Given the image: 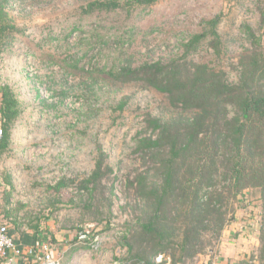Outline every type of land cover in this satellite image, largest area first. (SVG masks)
Returning a JSON list of instances; mask_svg holds the SVG:
<instances>
[{"label": "trees", "instance_id": "16d2710c", "mask_svg": "<svg viewBox=\"0 0 264 264\" xmlns=\"http://www.w3.org/2000/svg\"><path fill=\"white\" fill-rule=\"evenodd\" d=\"M156 1L89 0L82 6L76 22L59 29L48 26L37 39L38 32H33L26 22L31 20L34 10L44 9L43 5H37L39 0H0V58L8 49L15 53L21 49L33 52V46L43 50L57 45L56 52L50 49L45 56L54 62L58 54L62 56L67 65L66 80L71 70L77 74L78 71L93 74L97 68L86 67L84 63L95 56L90 49L95 43L92 36L107 24L94 20L85 23V17L95 13L111 14L121 8L131 13L139 6L144 8ZM261 13L264 25V11ZM223 16L219 13L205 20L201 31L182 42V51L179 48L176 53L150 58L131 55L121 65L108 71L99 70L100 74L108 75L107 83L117 88L135 84L143 90L156 89L164 93L171 111L169 114L147 112L144 130L133 138L132 151L138 153L144 168H137L133 178L128 175L126 179L128 198L132 199H128L127 205L135 219L129 222L126 233L120 238L124 252L114 258L113 264H156L155 258L160 252H167L175 264H188L208 249L206 244L218 241L221 248L225 229L236 219L237 210L249 205L248 198L252 196L261 200L257 226L260 240L253 250L255 253L239 264H264L263 34H257L248 23L241 24L240 32L245 33L250 46L245 47L237 61H231L233 38H225L221 31ZM86 24L90 27L86 28ZM74 32L79 33L76 42L82 49L69 41V35ZM23 37L29 41H24ZM115 40L124 45L121 38ZM104 43L112 44L106 39ZM202 47L211 58L204 60L197 56ZM232 72L237 74L235 79ZM98 82L96 79L87 83V92L100 94L95 88ZM64 88V91H55L61 99L50 100L41 95V103L49 108L63 104V98L75 90L70 85ZM133 99L132 94L124 95L114 110L125 112ZM20 107L11 85L2 84L0 124L4 134L0 139V152L10 144L14 124L22 112ZM107 156L109 154L100 148L95 167L80 181V190L91 194L106 190L103 181L114 172ZM75 181L60 178L48 188L61 190ZM114 188L112 184L113 193ZM22 206L25 205H19L16 210L7 209L0 226L7 225L9 234L22 248L33 247L40 252L47 235L40 219L27 222L24 217L21 221L18 209ZM92 228L81 224L74 240H82L80 234H85L83 242L90 241V245L94 240ZM55 240L53 236L50 239ZM27 257L24 253L20 264Z\"/></svg>", "mask_w": 264, "mask_h": 264}, {"label": "rangeland", "instance_id": "374dc122", "mask_svg": "<svg viewBox=\"0 0 264 264\" xmlns=\"http://www.w3.org/2000/svg\"><path fill=\"white\" fill-rule=\"evenodd\" d=\"M88 1L39 0L37 5H43L41 8L44 9L34 10L31 20L26 23L33 32H38V39L42 37L40 32L48 26L54 25L53 28L59 29L76 22L82 6ZM262 11L264 0H157L147 7L139 6L131 13L126 8L111 14L101 13L100 16L95 13L85 17V23L94 20L106 23L107 27L94 33L95 43L90 49L95 56L83 63L87 64L86 67L94 65L97 69L93 70V74L79 71L77 74L71 70L68 80L67 65L62 56L58 54L55 62L45 56L50 49L56 52L57 45L43 50L33 46V52L6 50L0 58V83L9 84L14 89L20 100L21 115L24 121H28L23 129L26 141L24 139V144L20 143L13 149L8 160L3 155L0 163V176L11 185L10 191L3 192L10 210L24 204L18 209L21 221L24 217L27 222L28 219H40L47 242L64 251L65 264H113L114 258L124 252L119 244L120 238L126 233L129 222L135 219L133 210L127 205L126 179L128 175L133 178L137 168H144L138 153L132 151L133 138L144 130L147 112L169 114L171 111L164 93L156 89L143 90L135 84L117 88L108 84V75L104 72L100 74L99 70L108 71L121 65L131 55L150 58L176 53L179 48L182 51V42H187L193 33L201 31L205 20L219 13L224 15L221 25L224 37L233 38V51L229 57L231 61H237L245 47L250 46L245 33L240 32L241 24L248 23L257 34H263L264 42ZM89 27L90 24H86V28ZM78 35V32L72 33L69 41L74 47L82 49L76 42ZM118 37L124 40V45L117 40L114 42ZM23 39L29 41L28 38ZM105 39L112 44L106 46ZM198 55L204 60L212 57L204 47ZM232 74L235 79L237 74ZM96 79L99 82L95 88L100 94H90L87 85ZM69 85L75 90L63 98V104L49 108L41 103V95L50 100L61 99L60 94L55 95L56 89L61 92ZM129 94L134 95V99L128 109L123 113L114 110L122 97ZM18 136L19 131L16 133ZM100 148L109 154L107 162L113 165L114 172L104 179L107 186L104 192L100 190L91 194L80 190L79 184L95 167ZM9 169H13L16 175L10 174ZM65 177L76 181L69 182L61 190L48 188V185H54ZM112 184L114 193L110 189ZM248 200L249 205L239 208L236 219L225 229L226 239L235 242L231 240V235L237 238L240 230L232 226L234 223L242 228L244 240L254 246L256 239L260 240L257 226L260 223L261 200L255 196ZM81 224L87 229L94 227V240L90 245V241L74 240ZM51 231L62 235V238L57 240ZM52 235L56 239L53 242L50 241ZM206 245L208 249L188 264H197L201 256L212 254V249H215L213 254H220L218 241ZM254 253L252 251L250 256Z\"/></svg>", "mask_w": 264, "mask_h": 264}, {"label": "crops", "instance_id": "0c3cea01", "mask_svg": "<svg viewBox=\"0 0 264 264\" xmlns=\"http://www.w3.org/2000/svg\"><path fill=\"white\" fill-rule=\"evenodd\" d=\"M1 84H5V83L1 82L0 85ZM27 122H26V120L24 121L23 116L20 114L18 119L16 120V122L14 124L13 131H12V137H11V141H10L9 146L5 149L4 152H0V163L2 162V158H3L2 156L3 155L6 156L5 159H7V157H11L12 156L11 153H13V149L17 148V146L20 143L24 144L25 137H24L23 129L26 126L25 124ZM17 131L20 132V136H18V138L16 137ZM20 139H22V140H20ZM25 141H26V139H25ZM21 158H22V156H21ZM9 172H10V174H12L14 176L16 175V173L13 169H9ZM4 190L10 191L11 185L9 183H6L3 180V177L0 176V221L3 217V215L5 214L6 210L10 209V206L7 204L8 199L6 197L3 198ZM11 204L12 205L14 204L13 197H11ZM235 223H237V222H235ZM232 226H234L235 228L240 230L239 231L240 233L239 232L237 233V238H234L235 235H231V240L233 239L235 242L227 241L226 237H228V235H226L227 231H225L224 232V238H223L222 244H221V248L219 249L220 254L219 255H217L216 253L213 254L214 252L212 251V254H210L206 257L201 256V260L199 259L200 261H198L197 264H239L240 260L247 259L250 257V253L255 249V246L257 247V242H259V240L256 239L257 241H256V244L254 246L248 244L244 240V237L241 236V229L242 228L234 225V223ZM242 226L244 227L245 225H242ZM27 230L32 232V229H29L28 227H27ZM52 233L53 232L51 231V234ZM54 235L56 236L57 240H59V238H62V235H60V234L56 233ZM55 236H53V237H55ZM25 248H26L25 251L27 252L28 246H25ZM51 249H52L53 255L60 257L62 260V264H65L64 262H66V261L63 258L64 251H62L60 247H54V246L53 247L51 246ZM27 255H28V257L26 259H23V262H22L23 264H40L35 256L29 255V254H27ZM29 256L31 259L29 258ZM0 264H6L4 258L1 256H0Z\"/></svg>", "mask_w": 264, "mask_h": 264}, {"label": "built area", "instance_id": "2783aa9c", "mask_svg": "<svg viewBox=\"0 0 264 264\" xmlns=\"http://www.w3.org/2000/svg\"><path fill=\"white\" fill-rule=\"evenodd\" d=\"M4 134L2 125L0 124V139ZM85 234H80L83 239ZM22 248L18 245L12 235L9 234L8 226L3 224L0 226V256L4 258L6 264H20L23 254H29L36 257L40 264H62L60 257L53 255L51 245L46 241L41 245L40 252L36 251L33 247ZM156 263L161 264H175L172 257L165 253L160 252L156 258Z\"/></svg>", "mask_w": 264, "mask_h": 264}]
</instances>
